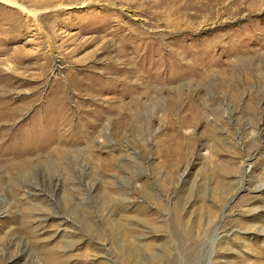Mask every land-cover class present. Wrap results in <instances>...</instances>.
<instances>
[{
  "label": "rangeland",
  "instance_id": "obj_1",
  "mask_svg": "<svg viewBox=\"0 0 264 264\" xmlns=\"http://www.w3.org/2000/svg\"><path fill=\"white\" fill-rule=\"evenodd\" d=\"M0 264H264V0H1Z\"/></svg>",
  "mask_w": 264,
  "mask_h": 264
},
{
  "label": "bare ground",
  "instance_id": "obj_2",
  "mask_svg": "<svg viewBox=\"0 0 264 264\" xmlns=\"http://www.w3.org/2000/svg\"><path fill=\"white\" fill-rule=\"evenodd\" d=\"M1 1V0H0ZM3 1V0H2ZM7 3H9V4H11V5H14V2H7Z\"/></svg>",
  "mask_w": 264,
  "mask_h": 264
}]
</instances>
